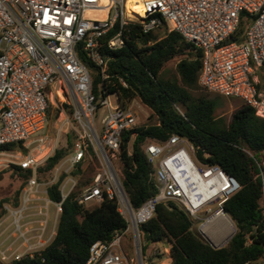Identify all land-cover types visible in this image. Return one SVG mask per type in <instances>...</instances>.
<instances>
[{
  "label": "built area",
  "instance_id": "built-area-1",
  "mask_svg": "<svg viewBox=\"0 0 264 264\" xmlns=\"http://www.w3.org/2000/svg\"><path fill=\"white\" fill-rule=\"evenodd\" d=\"M130 1L140 4L145 13L129 9ZM242 23L244 29L237 33ZM133 24L144 33L163 24L169 31L181 33L203 51L200 85L212 93L240 98L264 118V0H0V156L14 155L13 149L1 148L4 144L27 145L32 141L47 123L50 99L62 96L73 108L77 133L68 160L75 165L91 146L105 164L104 172L95 176L79 202L99 203L106 193L117 200L119 211L128 220V227L116 232L110 242H93L82 264H131L121 246L122 237L132 229L139 251V225L155 214L158 203L167 201H175L193 221H201L200 235L220 245L216 243L224 233L218 230L208 237L203 224L216 213L226 214L233 221L224 203L241 188L220 165L200 163L194 145L173 134L163 143L144 144L148 160L156 164L151 174L156 193L139 208L132 206L113 160L121 158L123 132L137 125L138 99L124 103L120 90L107 93L103 88L99 98L80 53H88L102 77H109L104 51L125 47L133 39ZM118 79L128 87L123 77ZM110 94L116 96V103L111 102ZM101 109L104 114L99 133L95 119ZM9 162L31 169L33 174L23 188L20 204L7 209L16 237L7 242L9 236L2 237L0 230V264L27 254L33 256L50 243L44 233L48 205L54 202L42 196L45 190L37 179L41 162L33 153ZM187 187L194 189L193 199ZM69 192H62V198ZM35 200L44 204L31 215ZM61 203L54 202L59 211ZM34 215L38 227L28 226V218Z\"/></svg>",
  "mask_w": 264,
  "mask_h": 264
},
{
  "label": "trees",
  "instance_id": "trees-1",
  "mask_svg": "<svg viewBox=\"0 0 264 264\" xmlns=\"http://www.w3.org/2000/svg\"><path fill=\"white\" fill-rule=\"evenodd\" d=\"M130 28L133 39L125 47L104 51L108 57L109 77H102L88 53L81 52L80 58L93 75L94 92L101 84L107 93L120 90L124 103L138 97L151 110L145 122L122 134L121 181L132 206L139 208L156 193L151 176L155 167L148 160L144 144L148 141L163 143L173 134L185 137L194 145L200 163L220 165L241 184V188L224 203L225 211L237 227L226 245L213 246L195 233L193 219L175 201H167L158 203L155 214L139 225L144 240L143 254L148 255L150 243L166 242L172 258L169 264H257L264 261V118L245 103L236 109L229 122L216 114L215 99L202 92L205 88L199 83L203 51L181 33L169 31L166 24L157 28V32L144 33L138 24ZM243 29L242 23L237 33ZM172 60L177 61L176 75L168 76L163 69ZM119 77L128 82V87L120 84ZM63 106L72 116V106L69 103H63ZM50 111L49 101L47 120L51 118ZM59 112L58 108L52 118ZM76 138L77 133L72 129L67 134L66 145L56 148L38 165L39 180L51 178L57 164L73 151ZM1 148L26 151L22 142L7 143ZM87 151L95 154L92 147ZM6 171L19 184L4 201L18 206L21 191L33 172L15 163H11ZM74 173H83L81 162L77 163ZM63 178L64 174L47 187L52 201H62L55 236L40 253L27 254L7 264H82L88 258L93 242H110L116 232L128 227L117 200L106 193L92 206L79 202L81 191L93 177L80 181L65 199L61 190ZM5 214L3 209L0 219ZM148 257L153 259L152 255Z\"/></svg>",
  "mask_w": 264,
  "mask_h": 264
},
{
  "label": "rangeland",
  "instance_id": "rangeland-1",
  "mask_svg": "<svg viewBox=\"0 0 264 264\" xmlns=\"http://www.w3.org/2000/svg\"><path fill=\"white\" fill-rule=\"evenodd\" d=\"M154 31L157 32L158 29L157 31L156 30ZM176 64H177L176 60H172L168 62L163 69V73L168 76L176 75ZM201 91L208 94L213 99H215L216 114L219 116H223L227 122L231 120L232 115L236 111V109L241 104H243L242 100L237 97H228L218 93L208 92L205 89ZM95 94L99 98L102 97L103 94H102L101 84L98 85V90L97 92H95ZM109 98L112 103H116V96L114 94H110ZM137 99L139 103L136 102L135 106L137 110V125H138L139 123H143L147 120V118L151 113V110L138 97ZM63 103H67V101H65L64 97L59 95L50 99L51 118L50 120H47L44 129L37 132L33 136L32 141H30L27 145H24L26 151H23L22 149H13L12 152L14 155L10 153L0 156V212L3 209H5L7 212L8 207L13 206L9 201H4V199L7 196H11V194L15 191V189L18 187L19 184V181L15 180L10 175V172L7 171L5 172V170L11 164L9 162V159H19V157L22 155L33 153L36 156V158L39 159V161L42 163L49 155L53 154L56 148L66 145L67 134L72 129L74 130L76 123L73 121L72 116L65 111ZM58 108L60 109V112L58 116L53 119L52 117L57 112ZM180 108L184 110L182 106ZM103 114L104 111L101 109L98 112L99 116L95 119V123L97 125V130L99 133L102 130L100 118L103 116ZM94 152L95 154L86 151L84 156L79 161L82 163V171H83L82 174L74 173L78 162L75 165H72L70 160H68V158H70L72 153H69L53 169L51 178L49 180H39L37 178L38 182L41 184V188L45 190V192L42 193V196L45 197L47 196L49 198L47 193L48 185L52 182L58 181L61 175L63 174H64V178L61 183L62 192L66 193L68 191H71L72 189L77 187L80 181H84L85 179H89L90 177H93V179L92 180L90 179V183L87 184L85 188L93 185L95 176L100 172H104L105 169V164L100 154L95 150ZM113 163L118 172L119 177L121 178L122 167H123L122 159L118 157V159L113 160ZM57 167L59 168L57 169ZM154 167H156V164H154ZM85 188H83L81 193L85 190ZM21 194H20V198H21ZM95 203H96L95 201H91L87 206H92ZM52 207H53L52 209L53 214L51 215V218H49L48 220L46 232L44 233V238L48 239V242H50V240H52L56 234L58 222H59V216H60V211L58 209V206L54 204L52 205ZM212 208L214 209L215 206L213 205ZM28 221H29L28 226L30 224L33 227H38L40 224L35 221V215L28 218ZM194 222L196 224L193 225V230L195 233L200 234L198 228L201 221L199 222L194 221ZM232 223L235 226V231H234L235 233L237 231V227L234 221H232ZM211 230L213 233L217 232L218 230H221V224L216 222V224L211 227ZM13 232L14 231L10 230V233L8 234L9 237L7 242L13 241V239L16 237V234ZM140 242H141L140 246L142 247V243L144 244V240L142 241L141 234H140ZM121 246L126 256L130 260L131 264H163V260L165 261L169 260V256L166 253L167 251H170V246H168L166 242L150 243L148 255L143 254L142 248L139 251H136L134 246V234L132 232V229L128 231L126 234H124V236L122 237ZM166 248H168V250H166ZM150 255L153 256V259H149L148 256Z\"/></svg>",
  "mask_w": 264,
  "mask_h": 264
},
{
  "label": "bare ground",
  "instance_id": "bare-ground-1",
  "mask_svg": "<svg viewBox=\"0 0 264 264\" xmlns=\"http://www.w3.org/2000/svg\"><path fill=\"white\" fill-rule=\"evenodd\" d=\"M129 9H134L137 12H140L141 14H144V9L140 4H135L134 2L130 1L127 4ZM193 190L189 189V187L186 188L187 194L190 196L191 199H193ZM217 215L215 218H210L209 221L203 226H207L206 228V234L209 235L212 234L211 227L216 224V222L221 224V231L224 233L218 240L216 244H225L230 237L234 234L235 226L233 225L232 221L227 217L226 214L223 213H216ZM211 220V221H210Z\"/></svg>",
  "mask_w": 264,
  "mask_h": 264
},
{
  "label": "crops",
  "instance_id": "crops-1",
  "mask_svg": "<svg viewBox=\"0 0 264 264\" xmlns=\"http://www.w3.org/2000/svg\"><path fill=\"white\" fill-rule=\"evenodd\" d=\"M42 204H44V201L43 200H35L34 201V205L33 207L31 208V215L33 213H36V210L38 209L39 206H41ZM52 205H54V202L53 203H50L48 205V214H49V218H51V215L53 214L52 212ZM31 217V216H30ZM37 216L35 215V218ZM0 222H1V227H0V230L3 232V235L2 237H7L8 234L10 233V230L11 231H14V227L12 225V220H11V217H9L8 215H4L1 219H0ZM169 256V260L168 261H165L163 260V264H169L172 260V258Z\"/></svg>",
  "mask_w": 264,
  "mask_h": 264
},
{
  "label": "water",
  "instance_id": "water-1",
  "mask_svg": "<svg viewBox=\"0 0 264 264\" xmlns=\"http://www.w3.org/2000/svg\"><path fill=\"white\" fill-rule=\"evenodd\" d=\"M151 188H153V185H151ZM234 234H235V233H234ZM234 234H233V235H234ZM233 235L230 237V239L233 237ZM230 239H229V240H230ZM229 240L227 241V243L229 242ZM210 243H212V242H210ZM227 243H226V244H227ZM226 244H223V245H215V244L212 243V245H213V246H216V247H222V246H224V245H226Z\"/></svg>",
  "mask_w": 264,
  "mask_h": 264
}]
</instances>
